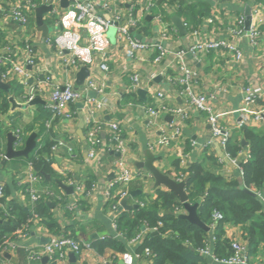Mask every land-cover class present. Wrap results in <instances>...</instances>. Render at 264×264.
<instances>
[{"label": "built area", "instance_id": "obj_1", "mask_svg": "<svg viewBox=\"0 0 264 264\" xmlns=\"http://www.w3.org/2000/svg\"><path fill=\"white\" fill-rule=\"evenodd\" d=\"M135 1V2H133ZM162 0H0V67L2 81L5 83L17 82L26 88L23 103L31 102L36 94L50 89L51 120L47 122L49 129L54 126L57 119L72 121L74 112L71 106L74 103H82L88 113V141L90 144L89 161H98L100 157L99 133L105 129L110 133V140L117 144L120 150H124L121 139L122 130L118 121L101 122L94 111L104 110L109 107L110 101L107 97L90 98L88 92L98 90L104 94L99 85V73H108L111 63H117L123 59L133 62V66H127L124 71L130 78L133 89L145 88L155 98L154 105L147 107V113L154 121L159 120L161 113L174 115L171 127L174 135H180L186 121L190 118L193 110L202 111L207 114L210 131L213 137L225 149L226 143L232 134L229 127L224 125L226 119L238 114L239 119L235 122L236 127L263 126L264 125V80L261 76L245 83L238 81L225 82L219 88L229 93L230 87L235 84L242 95V103L235 109L216 110L212 105V97L209 93L199 89L197 86L196 72L191 67L188 57L191 55L195 61L206 57L209 53H218L223 59H230L232 65L241 64L248 58L256 60L258 73L264 75V4L254 1L250 6V18L252 22L249 30L241 27L245 15L235 17L233 20L223 21V16H209L208 22L215 24L218 20L225 27V32L214 28L205 32L193 29L187 34L185 43L178 42L179 46L172 45L173 38L177 34V28L167 18L166 14H175L177 4L162 3ZM246 1V0H245ZM159 2V3H158ZM128 8L120 6L128 5ZM162 5V13H154V9ZM41 5H50L51 10L46 17H55L53 32L50 31L44 37V42L53 51L56 63L65 75L62 85L53 83V65L39 64V52L36 42L40 40L41 32L35 23V11ZM153 15V21L158 26V39L148 40L144 34V21ZM45 19V15H44ZM222 19V21H220ZM221 25V24H220ZM116 28V43L112 45L109 38V29ZM134 30H137L138 33ZM226 34L220 37L218 34ZM247 41L252 47L249 54L244 50L242 43ZM148 65H162L163 75L167 78L172 89L182 98L179 106L171 107L164 102L169 97L165 91L157 88L154 84L147 83L143 77V71L135 65L138 63ZM87 66L90 75L84 85L77 86L74 83V72ZM175 87V88H173ZM159 102V105H158ZM162 130V141L168 144L166 128ZM14 147L20 148L23 143L21 131L15 133ZM104 150V148H103ZM228 156V154L226 153ZM229 157V156H228ZM65 177L67 173H65ZM152 175L139 174L136 169L128 166L127 162L121 160L116 165V178L104 191L105 203L111 205L114 215V225L120 210V201L129 194L128 185L134 181H148ZM177 179V178H176ZM39 176L32 167L25 172V183L38 184L41 182ZM70 180V179H69ZM68 180V181H69ZM182 181L183 178H178ZM76 188L77 194L84 197L86 194L85 183L69 181ZM95 185V184H94ZM94 186L91 188L93 189ZM90 189V190H91ZM89 190V191H90ZM31 203L35 204L39 198L40 189L31 187ZM88 191V192H89ZM87 195V194H86ZM3 196V182L0 181V198ZM70 209L74 206L69 204ZM214 223L223 219L220 212L213 213ZM18 237H25L27 233L17 230ZM144 232L139 233L130 241V245L141 242ZM215 240V237H214ZM14 240H6L5 245L0 247V253L5 249L15 247ZM84 242L73 238L69 233L50 234L43 252L32 250L30 258L39 259L42 255H49L51 259L60 261L66 258L68 252L78 254L81 252ZM232 254L228 257L217 259L222 264H253L251 253L247 245L240 240H231ZM207 245L203 249L204 254L210 253ZM149 254L150 250L146 249ZM215 256V255H214ZM135 251L121 253L122 264H134L135 260H142ZM104 264H115L114 261H105Z\"/></svg>", "mask_w": 264, "mask_h": 264}, {"label": "crops", "instance_id": "obj_2", "mask_svg": "<svg viewBox=\"0 0 264 264\" xmlns=\"http://www.w3.org/2000/svg\"><path fill=\"white\" fill-rule=\"evenodd\" d=\"M179 1V0H178ZM193 5H203L206 10L210 11V16L218 17V15L223 16V21H229V19H234L235 17H240L245 15V20L241 27L247 30L246 21L250 14V10L247 9L248 6L255 0H187ZM263 2L264 0H256ZM135 2V1H133ZM172 2H175L172 0ZM159 3V2H158ZM66 6V5H65ZM120 6L128 8V5ZM163 7L160 4L159 7L154 9V13H162ZM47 14V13H46ZM45 14V22L49 27V32L52 31L51 24L47 21ZM174 15H177L176 13ZM173 15V16H174ZM193 17L195 24L192 25L191 30L187 33L181 34L177 28V34L173 38L172 45L179 46L178 42L185 43L189 34L194 28L202 31L214 28L225 32V27L218 20H215V24H210L208 22V15ZM35 23L40 30V40L36 42V49L39 52L38 62L41 66L53 65L52 73H54V81L51 84V88L54 83L57 85H62L65 80V75L56 63L52 64L56 60V56L53 51L48 48L44 42V32L39 27L36 21V11H35ZM173 18V17H172ZM184 24L186 22L182 18ZM222 21V19L220 20ZM252 22V19H250ZM144 34L148 40L158 39V26L155 25L153 21V15L146 18L144 21ZM221 24V25H220ZM2 25L0 21V26ZM187 26V25H186ZM138 33L137 30H134ZM48 32V34H49ZM111 33V37H110ZM109 38L113 42L112 45L116 43V28L112 27L109 29ZM220 37L226 34H218ZM112 38V39H111ZM244 50L247 54L250 53L252 47L247 41L242 43ZM264 53V47L262 49ZM189 63L193 70L196 72L197 86L199 89L209 93L212 97V105L216 110H227L235 109L239 107L242 103V95L237 90V86L233 84L229 93L224 92L221 85L225 82L238 81L239 83H245L248 80H254L261 76L264 80V75L258 73L256 60L253 58L246 59L241 64L232 65L231 60L223 59L218 53L211 52L209 55L195 61L192 56L188 57ZM53 61V62H52ZM133 62L125 61L120 59L117 63H111V69L108 73H99L98 80L99 85L102 87L104 94H100L98 90H91L88 92L90 98L97 97H107L110 101L108 108L100 111H94L98 119L104 125L107 122L118 121L120 124L122 135L121 139L123 142L124 150H120L119 142L116 144L113 141V145L110 140V133L103 127L99 134V144L97 147L100 148V157L98 161H89V141H88V131L89 126L87 123L88 113L84 109L83 104L78 102L71 106L74 112L73 120L68 121L67 119H57L52 125V128L47 127V122L51 120L52 111L50 108V89L45 92H39L36 94L40 102L36 103H23L25 97L26 88L17 82L7 83L10 85V90H5L9 92L10 109L7 113L1 115L0 126H2V134L0 135V143L2 144V154L0 155V181L2 182H12L14 179H20L28 169L27 164L25 165L23 157L6 159V150L8 144V134L12 133L15 135L17 130L21 131L23 143L20 148L25 146L27 138L33 132L37 133V147L39 148L44 142V138H48L54 142L51 147V152L54 157L52 167L54 170L62 174L65 177L71 176L69 181L73 182H85L88 179H94L95 185L84 197L80 196L76 192L74 185H71L68 180L64 183L73 186V193H66L61 187L63 199L68 200V204L74 206L71 211L74 213L71 216L67 213L63 206H56L55 217L59 221L60 225L63 227L72 225L74 234L77 235L78 240L85 243L80 253L75 254L76 264H104L105 261H114L117 258V264H122L121 253L116 252L110 247H106L103 251L98 250V244L102 241H108L109 239L121 238V234L117 227L114 225V215L111 209L106 206L104 200V191L110 186L116 178V165L119 161L124 160L127 162L128 166L136 169L139 174H148L151 172L146 166L141 165V163H146V161L152 157L154 164L159 167L163 172L170 173L173 177L179 175L181 169L187 168L191 163L195 161H203L205 166L209 169H213L215 173H220L228 179L232 177L242 179L241 164L238 161L241 159H231L226 155L225 149L220 145V143L213 137L210 131V125L207 120V114L202 111L193 110L190 114V118L186 121V124L182 128L180 135H174V129L171 127V123L174 121V115L169 113H161L158 121H154L150 115L147 113V107L154 105L155 98L151 96L147 89L138 88L133 89L130 78L126 75L124 69L129 66H133ZM138 69L143 71L144 80L147 83L154 84L155 87L165 91L169 94V97L164 102L166 105L171 107L179 106L182 103V98L177 92L172 89L167 78L161 73L162 65H148L147 63H138L135 65ZM80 70L74 72L73 78L74 83L77 86V75ZM13 85H20L23 91L20 93L12 92L11 89ZM1 89V88H0ZM4 90V89H3ZM19 90V89H18ZM140 91H142L140 93ZM34 98V99H35ZM15 99V103L11 101ZM159 105V102H158ZM46 110L47 113L44 111ZM47 114L48 118L44 126V117L42 115ZM50 116V117H49ZM239 119L238 114L232 115L229 119H226L224 125L229 127V131L234 134L238 131L235 122ZM34 125L36 128L31 132H22L28 126ZM46 127V132L40 134ZM263 126H257L261 128ZM161 128H166L167 136L169 137L168 144L162 141V130ZM48 131V132H47ZM54 136H53V135ZM247 144H243L242 158H247L249 155V144L245 139H242ZM15 142V141H14ZM104 148V150H103ZM34 151V150H33ZM33 154V152L31 153ZM30 154V155H31ZM27 159L29 157H26ZM179 166V167H178ZM152 175V174H151ZM25 183L24 179L19 182L20 184ZM161 188L167 190L165 186H155V181L152 179L144 181H132L128 185L129 194L126 197L130 205L138 204L139 200H144L154 198L157 195V189ZM138 191L136 195L132 193ZM14 195L18 197L21 203L27 204V196L22 192V189L15 191ZM124 199V198H123ZM122 199V200H123ZM121 200V201H122ZM120 210L128 211L121 209ZM31 202V201H30ZM55 206L56 204L52 202ZM131 211V210H129ZM181 214L186 213L185 209L180 211ZM35 227L26 234L25 237H20L15 241V247L5 249L2 251L0 256V264H52V259L49 255H42L39 259L30 258V252L38 250L43 252L45 244L50 238V232L47 230L46 226L40 224L39 222H34ZM245 224L236 223H226L224 224V234L223 238L229 240L237 239L247 244L246 239V229ZM206 240L207 245L210 248L209 254H204L208 257V264H222L219 263L214 256V229H211L207 235ZM130 249L135 251L136 247L134 244L130 245ZM73 252H68L66 258L57 261L56 264H71L70 254ZM253 264H264V242H262L258 249L251 253ZM116 259V260H117ZM134 264H149L147 259L135 260Z\"/></svg>", "mask_w": 264, "mask_h": 264}, {"label": "trees", "instance_id": "obj_3", "mask_svg": "<svg viewBox=\"0 0 264 264\" xmlns=\"http://www.w3.org/2000/svg\"><path fill=\"white\" fill-rule=\"evenodd\" d=\"M173 1L175 2L172 0L161 2L178 5L176 14L184 18L188 30H191L192 25H197L193 18H197L195 14L200 17L206 14L210 16V11L206 10L203 5H193L187 0ZM173 15L166 14V18L171 23H173ZM22 89L20 85L18 87L13 85L11 91L20 93ZM8 95V91L0 89V117L10 109ZM44 112L47 113L46 110ZM42 116L45 126L48 115ZM35 128L34 125H30L22 132H31ZM238 129L230 135L225 151L231 159H241L242 179L236 177L228 179L220 173H215L213 169L207 168L203 161L191 163L187 168L181 169L179 175L175 177L186 181L188 200L191 204L199 203L198 217L209 227V230L181 217L180 211L184 210V206L178 195L173 191L158 188L156 197L140 199L137 208L120 212L116 217V227L121 238L102 241L100 246L98 244V250L103 251L104 248L110 247L119 253L130 251L128 242L144 232L141 242L135 245V252L147 259L149 264H208V257L202 252L207 247L208 232L214 229L213 253L215 257L218 259L228 257L232 254V248L231 240L223 238L224 224L236 223L246 225V245L250 253L255 252L264 242V127L243 126ZM2 130L0 126V135ZM46 130L45 127L40 134L45 133ZM44 139L42 145L34 149L28 159L22 158L25 165L32 167L41 176V182L33 185L28 182L19 185V182L25 178V173L19 180L13 178L12 182L2 181L0 247L5 245L7 239H18L16 231L19 229L24 233H30L35 227V221L46 226L50 234L69 233L78 240L77 235L71 229L72 225L62 228L55 217L57 205L63 206L70 216L73 213L68 200L63 199L61 188L56 182L57 179L64 182L72 177H64L54 170L52 167L54 157L51 152L54 142L48 136ZM242 139L249 144L247 158L241 157L244 147ZM2 152L0 143V155ZM45 175H49L50 178L47 179ZM84 183L88 192L94 186L95 181L92 178ZM31 187L40 189L39 198L35 204L30 202L31 195L28 189ZM245 188L250 189L251 192ZM18 189H22L27 196L29 200L27 204L21 203L14 195ZM52 202L56 205L52 206ZM110 202H106L109 209L111 208ZM215 211L220 212L223 219L214 223L212 228ZM146 249L150 250L149 254L146 253ZM116 259L115 264L118 261ZM56 263L57 261L52 259V264Z\"/></svg>", "mask_w": 264, "mask_h": 264}, {"label": "water", "instance_id": "obj_4", "mask_svg": "<svg viewBox=\"0 0 264 264\" xmlns=\"http://www.w3.org/2000/svg\"><path fill=\"white\" fill-rule=\"evenodd\" d=\"M63 4L67 5V0H63ZM247 9L250 10V6H248ZM50 10H51L50 5H41L36 9L37 24L42 29L45 36L48 35L49 27L44 20V15L47 12H49ZM250 19H251L250 16H248L247 21H246L247 30H249V28H250V24H251ZM172 20H173L174 24L176 25V27H178L179 32L181 34L187 33L186 25L184 24L182 17H180L179 15H174ZM0 71H1V67H0ZM89 74H90L89 68L87 66H82L80 71L78 72V75H77V83L79 85L83 84L85 78ZM0 88L4 89V90H8V91L10 90V85L2 81L1 73H0ZM141 92L142 91H140V93ZM11 101L13 103H15V99H11ZM36 102H40L37 97L31 101V103H33V104ZM15 140H16L15 135H13L12 133H9L8 134L7 150H6V159L7 158L12 159V158H19V157H29L37 145V133L33 132L29 135V137L27 138V141L25 143V146L22 149H16L14 147V141ZM242 142H243V144H247L245 141H242ZM238 164H241V161H238ZM141 165L146 166L147 169L151 172V174L154 178L156 187L165 186L167 188V190L173 191L178 195L179 200L183 204L184 209L186 211V213H183L180 215L181 217L186 218V219L190 220L191 222L200 225L205 230H209V227L205 223H203L200 220V218L198 217L197 208L199 206V203L191 204L188 200V192L186 190L187 189L186 188V185H187L186 181H184V180L180 181V180L176 179L175 177H173L170 173L163 172L159 167H157L154 164L152 157H150L146 161V163H141ZM45 177L47 179L50 178L49 175H45ZM56 182L66 193H68V194L73 193V186L68 185L59 179H57ZM245 190L251 192V190L248 188H245ZM137 193H138V191H134L132 194L136 195ZM51 205L53 206L54 204L51 203ZM137 207H138V204L130 205L128 203V199L126 197L121 201V209L133 210ZM0 222H2V221L0 220ZM3 223H8V222H3ZM70 261H71V264H76V256L74 253L70 254Z\"/></svg>", "mask_w": 264, "mask_h": 264}, {"label": "rangeland", "instance_id": "obj_5", "mask_svg": "<svg viewBox=\"0 0 264 264\" xmlns=\"http://www.w3.org/2000/svg\"><path fill=\"white\" fill-rule=\"evenodd\" d=\"M56 16L54 17H47V21L51 24V27H52V32H53V22H54V19H55ZM110 37H111V33H110ZM116 39V36L114 37ZM112 39V38H111ZM111 41V40H110ZM112 42V41H111ZM113 43V42H112Z\"/></svg>", "mask_w": 264, "mask_h": 264}]
</instances>
